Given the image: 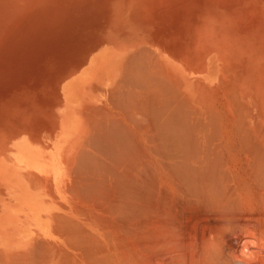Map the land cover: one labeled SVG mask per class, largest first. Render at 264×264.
<instances>
[{
    "label": "bare ground",
    "instance_id": "1",
    "mask_svg": "<svg viewBox=\"0 0 264 264\" xmlns=\"http://www.w3.org/2000/svg\"><path fill=\"white\" fill-rule=\"evenodd\" d=\"M244 1L247 25L229 9L187 26L188 60L159 28L108 27L58 81L46 129L21 126L24 92L0 103V131L25 145L0 155V264H264V0ZM99 74L98 98L72 109Z\"/></svg>",
    "mask_w": 264,
    "mask_h": 264
},
{
    "label": "rangeland",
    "instance_id": "2",
    "mask_svg": "<svg viewBox=\"0 0 264 264\" xmlns=\"http://www.w3.org/2000/svg\"><path fill=\"white\" fill-rule=\"evenodd\" d=\"M39 1L40 0H23L21 2L20 0H0V103L4 100L11 99L13 95L18 92H24L23 95H20L21 98L18 99V110H20L18 112V119H21L23 121L21 124L22 127L29 129H46L47 127L51 126L50 121L54 119L55 116H57L58 114H63V111L59 110L58 108V96L60 94V92L57 91V88L59 87L58 81L65 73H67L71 69H86L89 67V64L87 63H89L88 61L90 60L91 56L95 52L100 53L102 51V48L107 43L106 40L102 39L103 33H105L108 27L114 28L117 36L120 33V35L122 36L123 32L120 30L122 26L126 27L127 29L131 28L130 30L124 31L129 32L131 36H134L136 33H139L141 31H147L149 30V28H151L153 31H158L159 28V36L161 38H166L167 45L169 47L171 46L169 49L171 51L181 53L183 59L188 60L190 52H187L189 50H186L184 41L187 26L191 27L192 25L193 27H195L198 22H202L203 18L212 16V14L218 12L219 10H227L226 12H228L229 9L230 14L232 13L239 16L244 15L242 16L244 17L242 23L245 25L249 23V19L252 20V18L250 17L251 14H249V12L243 6L246 4L244 0H186V2L185 0L184 2H182L183 0H173L172 3L171 0L167 2L165 0ZM163 1H165V5ZM33 2H37V4H34ZM30 5L33 6L31 7ZM149 5H152L153 8L151 6L150 8ZM128 7L131 8V10L125 11L126 9H128ZM234 8H236L237 11ZM119 9H121L120 12H118ZM168 9L169 11H167ZM174 9H176L178 12ZM124 11L126 12V14ZM174 11L178 15L175 14ZM239 11L244 12L246 15L243 13H240V15ZM168 14H171L172 16L174 14V16L170 17L168 16ZM48 15H50L51 17H49ZM175 16H179V18L177 17L178 19L176 18L177 20H179H176V23L174 21ZM50 18H52L51 22ZM141 18L144 19V22L141 20ZM45 19L47 21H45ZM164 19H166L167 22L165 20L164 23ZM48 22H50L51 24ZM146 22H148V24ZM168 26L169 28L167 29ZM173 28L176 29L175 31L177 32H174ZM179 28H181L180 30L183 29L181 33L180 30H177ZM167 30L169 31L167 32ZM196 31L197 29L195 27V32ZM71 32L73 34H71ZM160 32H162V34ZM169 32H171V34H168ZM63 40H67L65 41V45L63 44ZM68 42H70L71 44H69ZM95 42L98 44L101 42L102 46L100 45L101 47L98 48L96 46L98 44H95ZM92 43L93 45L95 44V46H93ZM170 43L172 45H170ZM86 44H90L89 47H87ZM84 45L86 46L85 50H82L81 48H83ZM67 46H69V49L66 48ZM90 46L92 47L90 48ZM123 46H125V49L131 47L130 43L128 42ZM61 50L63 54L61 53ZM52 51L56 54L51 53ZM58 52L61 53V55L64 57H66L67 55V57H60V54ZM68 52L70 53V55L72 53L74 55L70 56L69 58ZM37 55L39 56V58H37ZM78 56H80L81 59ZM116 56L118 57L120 55ZM39 59L41 60L39 61ZM42 60L43 62H41ZM63 61H66V66ZM105 61L110 66L111 70H116L111 65L110 59ZM45 72H47V74ZM99 76L100 74L97 78L93 77L91 79V82L87 81V86L84 85L85 87L83 91L79 88H76V90L74 91L75 93L73 94V100L70 104V107H73L72 109L78 108V106L81 105L80 107L85 110V108L87 109V105H89L90 102H94L96 100L94 98H98V95L100 94V87H103L107 82L106 79H108V77L106 76H100L101 78ZM52 78H54V80H52ZM98 79H102L99 80V84ZM89 83L91 84L89 85ZM21 84L22 86H24L23 88ZM10 89L11 92L9 91ZM64 118L65 121H67L66 123L68 124L69 128L72 130L73 127H75V123L78 119L77 113L72 110L70 113L66 114ZM13 138L16 143L13 141ZM24 147V140L23 142L19 143L15 140L14 135H10V133L4 134L2 131H0V155L4 154L6 156V154H16L21 152ZM9 148L12 149L9 150ZM44 155L45 154H42V152L41 154H38L40 159H43ZM1 162L2 160L0 159V165ZM21 177V175H17V177H11L10 180L13 181L14 179L15 181H17L19 180L18 178ZM30 190L41 192V189L39 188L38 190H34L32 188ZM37 224L40 226H45L44 222L42 221H38Z\"/></svg>",
    "mask_w": 264,
    "mask_h": 264
}]
</instances>
